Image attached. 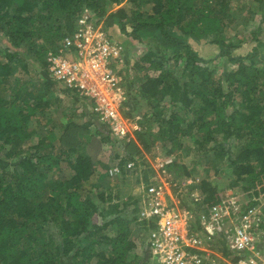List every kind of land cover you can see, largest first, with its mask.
<instances>
[{
  "label": "trees",
  "instance_id": "trees-1",
  "mask_svg": "<svg viewBox=\"0 0 264 264\" xmlns=\"http://www.w3.org/2000/svg\"><path fill=\"white\" fill-rule=\"evenodd\" d=\"M231 1L0 0V264L153 260L149 243L146 246L140 237L155 228L152 222L138 221L142 201H123L112 189L108 172H97L100 162L82 151L94 135L105 146H118L111 131L89 120L77 124L70 117L66 124L42 122L60 102L61 92L75 100L82 114H91L90 101L56 79L48 62V57L69 58L77 51L64 42L78 32L86 14L125 58L135 44L145 47L132 62L131 73H119L127 92L123 113L133 117L144 102L155 117L140 113V128L130 144L150 151L157 140L163 148L170 143L166 155L172 157L186 140L192 142L191 155L198 160H229L230 186L245 194V213L260 205L264 41L256 33L245 39L241 27L247 30L256 20L264 0H238L242 6L236 11L229 9ZM240 9L248 11L242 21ZM120 60L111 62L113 68L123 67ZM154 125L159 127L156 133ZM36 128L44 130L43 135ZM225 143L234 149L228 158ZM116 158L123 173L135 160L129 152ZM167 168L190 176L185 165L175 162ZM197 189L200 195L191 201L197 208L185 206L196 218L193 235L203 232L198 215L225 200L207 180ZM257 225L255 231L264 228Z\"/></svg>",
  "mask_w": 264,
  "mask_h": 264
},
{
  "label": "built area",
  "instance_id": "built-area-1",
  "mask_svg": "<svg viewBox=\"0 0 264 264\" xmlns=\"http://www.w3.org/2000/svg\"><path fill=\"white\" fill-rule=\"evenodd\" d=\"M89 18L86 14L79 20L78 32L64 42L67 47L74 45L77 49L71 57H48L50 72L56 79L90 101L96 117L111 126L112 135L125 137L129 134L128 128L134 132L139 130V121L124 120L121 115V107L127 95L122 85V76L112 69L111 62L120 60L122 51L107 39L101 25L95 24ZM172 164V158L167 157L158 165V170ZM165 191H168L165 182L150 187L140 209L143 221H154L155 228L149 233L153 259L158 264H202L203 258L195 251L203 250V244L191 232L193 213L181 206L165 204L162 201ZM226 204L222 202L214 206L209 211L210 219H200L199 223L204 232L211 235L220 232L219 227H222L229 209H233V214L237 213L235 202ZM258 211L253 208L248 213L243 212L234 217L236 224L233 230L225 232L230 237L229 251L236 256L235 264H264V247L254 231L255 224L260 221H257Z\"/></svg>",
  "mask_w": 264,
  "mask_h": 264
},
{
  "label": "rangeland",
  "instance_id": "rangeland-1",
  "mask_svg": "<svg viewBox=\"0 0 264 264\" xmlns=\"http://www.w3.org/2000/svg\"><path fill=\"white\" fill-rule=\"evenodd\" d=\"M242 3H244V0ZM242 3L238 2V0H232L229 4V9L231 11H236L238 8V4L239 6L240 5L242 6ZM243 7H245L244 4ZM240 10H241L240 21H242L244 20V17L247 15L248 11H246L245 9H240ZM256 14H255L256 20L253 15L254 20L253 22L249 23V27L247 30L243 25L241 28L242 31L244 32L243 34L245 39L251 37L252 33H256L259 39L264 41V9L262 11L258 10ZM135 45H136L135 48L131 49L129 47L130 48V50L128 49L129 54H126V58H125V54L121 56L122 60L124 61L123 67L116 66L112 68L116 72V74L119 75L120 77L121 74L119 73L121 71L128 72L130 74L132 62L137 61V58H139L145 52L144 46H140V45L138 46V44ZM221 71H223V69H221L220 72ZM32 76L34 75L32 74ZM34 79H38V77L35 75ZM125 89L124 91L126 92ZM57 98L59 99L60 102H55L51 106V108L46 112V115L43 119L44 121H42L43 123H49L51 121H62L66 124V122L69 120L67 119V117H70L71 120L77 124L82 125L88 122L89 120L95 123V125L102 126L103 128L99 127L100 130H103L106 133H109V131H111V126H108L104 123L102 124L101 121L96 119L97 117L94 119V117L91 116L92 113L82 114L81 111L78 110L79 108L78 104L75 102V100H73L72 97H68L67 95L61 92L57 95ZM137 100L141 101L138 97ZM123 106L121 107V115L123 119L124 120L128 119L133 121L135 120L139 121L140 113H143L144 111L148 112V108H149L148 106H146L145 108L144 102L143 104L140 103L139 112L134 114L133 117H127L123 113ZM148 113L150 119L155 118L153 116V113H151V111ZM31 125L32 128L35 129L36 122L32 121ZM138 125L140 128L139 123ZM158 128H159L158 125L153 126L154 133L158 132ZM90 130L94 132L95 128L91 127ZM128 131L129 134L125 137H117L111 135L113 139H117L119 141L118 146H112L110 144L105 146L103 145L100 137H96L94 135L93 138L90 140V143L87 146L82 147L83 148L82 151L84 153H88L94 158L95 161L100 162L96 164V170L99 174H107L108 172V176H110L111 178L110 184L112 189L117 195L118 194L120 195V198L123 201H125L128 197H132L133 199H139L143 202L144 200H146L148 189L150 187L160 185L161 182H165L168 187V191H165L162 197L163 199L162 201L165 204H167L168 206H181L182 209H186V210H188V208L185 206L189 205L195 209L196 206L192 202L194 201L195 197L200 195L197 187L202 180H207L210 184H212V186H214L221 193V195H223V198L225 199L223 202L227 203L226 205H229L228 204L229 202L236 203L237 213L233 214V209L231 210L229 209L230 212L227 213L226 218L222 223L223 224L222 227H219L221 228L220 231L222 233H225L229 229L233 230V227L236 224V219L234 217L240 216L244 212L245 202L243 201L244 198L243 196H245V194L240 192L238 190L239 188L237 187L232 188L230 186L231 183H233V176L229 174V171L226 169L227 165H229V160L219 161L216 162L215 164L210 163L207 160L204 161H202L201 159L198 160L195 158L194 153H192L191 155V152L195 151L194 145L192 144V142H187L186 140L185 147L182 148L180 151L174 153L171 158L173 160V163L176 162L179 165L187 166L189 168L188 172L190 173V176H186L183 173L177 174L175 170L169 171L168 168H164L163 170L159 171L158 165L163 161V159H166L168 157L166 154L167 151L171 149V144L168 143L167 148H163L162 142L160 140H157L150 151H145L143 150V148H141L136 144L134 145L130 144L132 140L134 139L136 140L135 138L136 132H134L130 128H128ZM37 133L43 135L44 130L38 128ZM224 146L226 148V153H227L226 158H228L229 155L234 153L233 152L234 149L229 147L227 143H225ZM187 150H189V152H187ZM127 152L133 153L135 156V160L133 162H128L126 168L123 167L124 170L123 173L121 172L122 170L121 167L119 166L120 159H117L116 157L120 155L121 158H123L127 154ZM106 167L108 168L107 170ZM217 172L220 173L216 174ZM68 173L69 170L65 169V174L68 175ZM159 177L162 180H160ZM257 209L259 210L258 211L259 218L257 219V221L260 220V222H258V225L261 223L264 224V200L260 202V205L257 207ZM140 211L138 213L139 215L138 221L143 223L144 219L142 218ZM189 211L192 212L191 209ZM209 211L210 210L206 212H201L198 215L197 220L199 218L201 220L210 219L208 218L210 215ZM193 216L194 219H196L194 213ZM151 222L154 223V221ZM151 222H148L147 224L149 225V223ZM254 229L256 228L254 227ZM206 233L207 232L204 231L201 233V235L200 232L197 233L199 240L203 244L201 249L205 251H207V249L210 250L216 246L213 240L208 239ZM256 234L260 244L264 247V228L262 229L257 228ZM140 237L143 241V244L147 246V242L149 243V233H147V231L142 232ZM210 245L212 246V248L211 247L209 248ZM200 258H203V256H200ZM151 263L158 264V262L155 259H153V262Z\"/></svg>",
  "mask_w": 264,
  "mask_h": 264
},
{
  "label": "crops",
  "instance_id": "crops-1",
  "mask_svg": "<svg viewBox=\"0 0 264 264\" xmlns=\"http://www.w3.org/2000/svg\"><path fill=\"white\" fill-rule=\"evenodd\" d=\"M90 111L92 113V116L95 119L96 115L93 114V111L91 110V108H90ZM99 127H102V126L99 125ZM256 224H258V222ZM201 233L202 232H200V235ZM207 236H208V239H211L214 241L216 246L212 248V246L210 245L209 248L211 247L212 249L210 250L207 249V252L205 250H201L202 255L206 254L207 257H209V258L203 257V260L205 261L204 264H235L236 256L233 253H231L228 248V243H229V238H230L229 235H226L225 233H222L221 231L220 232L217 231V233L213 235L207 234ZM149 260L150 262H153L152 258H150Z\"/></svg>",
  "mask_w": 264,
  "mask_h": 264
}]
</instances>
